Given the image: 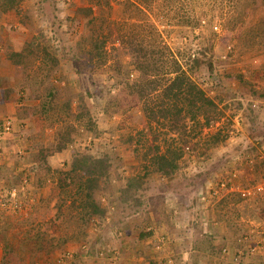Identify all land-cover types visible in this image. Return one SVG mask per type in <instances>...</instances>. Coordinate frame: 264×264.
I'll return each mask as SVG.
<instances>
[{"label": "rangeland", "instance_id": "374dc122", "mask_svg": "<svg viewBox=\"0 0 264 264\" xmlns=\"http://www.w3.org/2000/svg\"><path fill=\"white\" fill-rule=\"evenodd\" d=\"M3 6L8 32L27 38L15 76L17 99L28 102L0 120L11 122L9 131L0 124V264H264V0H0V12ZM143 21L162 34L148 41L163 40L183 64L204 53L192 76L218 104L209 126L190 121L186 135L146 116L134 88L141 74L121 43L130 23ZM95 28L107 37L102 58L89 53ZM25 118L32 132L24 145L17 141L22 152H3L5 135L25 130ZM182 136L177 169L155 170V154ZM78 153L109 161L94 193L105 209L101 223L84 216L80 173L66 177ZM147 169L152 185L142 198L121 193L123 176ZM198 207L208 214L196 221Z\"/></svg>", "mask_w": 264, "mask_h": 264}, {"label": "trees", "instance_id": "16d2710c", "mask_svg": "<svg viewBox=\"0 0 264 264\" xmlns=\"http://www.w3.org/2000/svg\"><path fill=\"white\" fill-rule=\"evenodd\" d=\"M93 8L85 9L88 15L91 17L93 15L95 20ZM2 9L8 10L5 6ZM145 22L130 23L127 32L121 34V43L129 50L134 69L141 74L135 80L134 88L143 102L146 116L150 121L162 122L161 125L167 127L168 132L182 130L186 135L194 129L192 125H188L190 121H193L194 126L199 124L209 126L215 120L218 104L192 76L193 71L204 62V59L200 57L204 53L200 56H189L185 63L187 68L163 40L148 41L150 37L151 39L162 38V34L156 23ZM198 23L200 20L197 19L196 25ZM98 29L92 30V48L89 53L93 55V51L96 50L94 55L98 54L102 58L107 55L105 50L107 37ZM24 50L25 46L20 52H14L12 58L18 56L16 62L20 63L19 57L23 56ZM115 58V63L119 65L118 54H115ZM200 117L203 118V122L200 121ZM186 142L187 140L182 136L167 146L165 153L155 154L154 169L165 174L176 170L178 167L176 160L184 150ZM258 142L260 143L261 140ZM148 171L149 169L144 174L139 173L128 179L126 188L123 190L124 195H129L136 201L139 200L138 197L142 198L146 191ZM76 172L81 176L77 178L79 183L76 191L78 194H83L80 206L85 211L84 216L94 214L103 218L105 209L95 199L94 193L100 187V178L108 175V158H93L90 155L78 153L72 160L70 170L66 171V177L71 179ZM83 177L85 178L82 179ZM67 184L68 182L65 181L62 188H66Z\"/></svg>", "mask_w": 264, "mask_h": 264}, {"label": "crops", "instance_id": "0c3cea01", "mask_svg": "<svg viewBox=\"0 0 264 264\" xmlns=\"http://www.w3.org/2000/svg\"><path fill=\"white\" fill-rule=\"evenodd\" d=\"M8 16L9 15H8V13L6 11H3V12L1 11L0 12V120L3 117L9 115L10 113H14L12 111L13 110V104L16 105L17 104L16 102L22 100V99H17L16 91L18 89H16V88H17L18 84L20 83V81L17 80V79L20 77V74H19V76L17 78L15 76V71H17V69L20 70L22 68V70L20 72V73H22L23 72V66H22L21 62L19 63V62H16V60L12 59L13 53H11V52H20L21 50H23V47H24L26 39H27V38L26 39L25 38L22 39V37H18L19 34L16 33V32H11V34L8 32L9 31L8 29H9V26H10V23H9L10 20H7ZM14 23H15L14 26L15 25H19L20 26L19 27V31L21 29L22 30L26 29V27L22 23H16V22H14ZM28 33H29V31L24 33V34H26V36H28L29 35ZM25 102H28V98L24 99L23 101H20V104L21 105H25L26 104ZM25 117H29V114L26 115ZM17 121L19 122L21 120H17ZM27 121L29 122L28 124H27ZM23 122L24 123H22L21 127H24L25 130H22L20 132L19 131L20 127H19L17 129H14V132H12L10 135H8V134L5 135V138L6 139L9 138V140L8 141L7 140L3 141L4 139L2 140L3 143L1 144V146H2L1 150L3 152L9 154V152L10 153L11 152L16 153V152L21 150V148H22V146H20L21 145L20 144L21 141H22V143L24 145V142L26 141L27 134L29 132H32L31 131L32 127L30 125V121L28 119H26ZM0 124L4 125V123H0ZM17 141H19L20 145L17 143ZM20 152H22V151H20ZM24 153H27V151L25 150ZM15 156H17V154ZM3 157L5 158L4 154H3ZM58 158H59V155H56V157H54V155H53L51 157V162L55 166H57ZM0 159L2 160L1 157H0ZM2 164L4 166L5 161L2 160ZM9 170H11L10 172H12V174H18V171H15V170H17V168L13 169V168L9 167ZM138 173H140V172L133 173V175H137ZM0 176H1V173H0ZM1 177H0V181H4L5 179L1 180ZM126 183H127V180L123 176V178L121 180V193H123V190L126 188ZM150 183H151L150 181H148L146 183V191L148 190L149 187H151L152 184H150ZM2 184L3 185L5 184L7 186V184L4 183V182ZM40 192H43V190L40 191ZM145 192H144V195H145ZM146 197H147V195L145 196V198ZM174 202H176V201H174ZM140 203H142V201ZM144 203H145L144 206H145L146 211H147V214H146L147 215V219H149V215H153L154 213L151 210V204L150 203L148 204L146 202H144ZM174 204L178 205L179 203L176 202ZM198 208H200V209L195 215L196 221H199L200 219L203 220V217L206 214H208V212L205 211L204 209L201 210V207H198ZM200 210H201V213H200ZM180 212L181 213L179 215L181 216L182 215V211H180ZM193 214L194 213H192L189 210V214H187V215H191L192 216ZM120 218L123 219V216H121ZM102 219L103 218H99L100 221L98 219H96V220L99 221L98 223H101ZM177 222H178L177 225L179 226L180 222L179 221H177ZM2 253H3V244H0V261L2 259Z\"/></svg>", "mask_w": 264, "mask_h": 264}, {"label": "built area", "instance_id": "2783aa9c", "mask_svg": "<svg viewBox=\"0 0 264 264\" xmlns=\"http://www.w3.org/2000/svg\"><path fill=\"white\" fill-rule=\"evenodd\" d=\"M10 124H11V122L10 121H6L5 123H4V129L6 130V131H9L10 130ZM16 189H13V191L11 192V195L12 196H15V193H16V191H15Z\"/></svg>", "mask_w": 264, "mask_h": 264}]
</instances>
